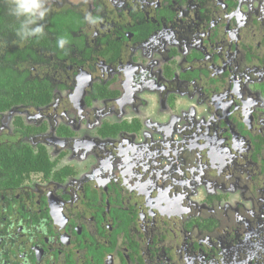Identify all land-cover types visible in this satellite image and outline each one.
I'll list each match as a JSON object with an SVG mask.
<instances>
[{"label": "flooded vegetation", "instance_id": "obj_1", "mask_svg": "<svg viewBox=\"0 0 264 264\" xmlns=\"http://www.w3.org/2000/svg\"><path fill=\"white\" fill-rule=\"evenodd\" d=\"M46 7L22 40L0 0V154L51 169L0 165V264H264V0Z\"/></svg>", "mask_w": 264, "mask_h": 264}, {"label": "trees", "instance_id": "obj_2", "mask_svg": "<svg viewBox=\"0 0 264 264\" xmlns=\"http://www.w3.org/2000/svg\"><path fill=\"white\" fill-rule=\"evenodd\" d=\"M58 28V27H57ZM14 55H9L5 57L6 63L2 64L0 61V105H6L10 102L14 96L17 98H22L27 93V84L24 80V77L19 74L14 66H8V60H14ZM7 97L9 99H7ZM4 101V102H3ZM26 157V158H25ZM33 157V158H32ZM24 158V159H23ZM16 159V160H15ZM19 159V160H18ZM10 162H15L9 164ZM48 159L45 153L40 154L37 157H34L32 153L27 154L26 156H13V155H3L0 154V165L3 167L6 172L10 171L11 167L15 169L20 168V173H27L30 176L31 173H39V171H45L48 174L51 172V169L48 165ZM20 175V174H18ZM22 179H19V184H22ZM18 184V185H19ZM221 251V249L219 250Z\"/></svg>", "mask_w": 264, "mask_h": 264}, {"label": "clouds", "instance_id": "obj_3", "mask_svg": "<svg viewBox=\"0 0 264 264\" xmlns=\"http://www.w3.org/2000/svg\"><path fill=\"white\" fill-rule=\"evenodd\" d=\"M7 2L9 14L21 21L16 31L17 36L22 40L43 36L44 27L38 22L44 20L49 13V8L46 7L47 0H7ZM85 20L94 25L98 23L99 17L88 14ZM29 26L35 27L30 28ZM241 42L243 43V40ZM67 44H69L67 38H58L57 47L59 49L64 50Z\"/></svg>", "mask_w": 264, "mask_h": 264}, {"label": "rangeland", "instance_id": "obj_4", "mask_svg": "<svg viewBox=\"0 0 264 264\" xmlns=\"http://www.w3.org/2000/svg\"><path fill=\"white\" fill-rule=\"evenodd\" d=\"M242 40H243V42L244 41H246V39H245V35L244 34H242ZM262 69H259V71H261ZM258 71V74H259V78L261 79V80H264V73L263 74H261L260 72ZM178 109H180V110H182V109H184V107H182V106H180ZM242 184V183H241ZM241 193H243L244 195H245V193H247V191H246V189H243V190H241L240 191ZM219 194L220 193H223L222 191H220V192H218ZM213 195V194H212ZM247 195V194H246ZM233 199H236V201H235V205H240V204H244L245 205V207L246 208H243L242 206H240L239 207V209H235L234 210V208H233V210L234 211H236L237 213H239V214H241V215H244L246 212H248V211H250L251 213L254 211V209H253V207L251 206V204H246L244 201H243V199H242V197H241V195L239 194V193H236V195L235 196H233L232 198H230V199H228L229 201H232ZM226 200V199H225ZM229 201H224V203L222 204V208L224 209V208H227V207H229L228 206V202ZM245 212V213H244ZM179 245V244H178Z\"/></svg>", "mask_w": 264, "mask_h": 264}, {"label": "bare ground", "instance_id": "obj_5", "mask_svg": "<svg viewBox=\"0 0 264 264\" xmlns=\"http://www.w3.org/2000/svg\"><path fill=\"white\" fill-rule=\"evenodd\" d=\"M185 3V2H184ZM95 6V5H94ZM61 12V11H60ZM119 13V12H118ZM123 15V14H122ZM260 15V14H259ZM137 22V21H136ZM116 23V22H115ZM258 23V22H257ZM48 24V23H47ZM257 26V25H256ZM7 30V29H6ZM259 30V29H258ZM119 32V31H118ZM52 33V32H51ZM73 35V34H72ZM6 37V36H5ZM56 37V36H55ZM124 37V36H123ZM263 37V36H262ZM241 38V37H240ZM205 40V39H204ZM115 44V43H114ZM247 45V44H246ZM36 46V45H35ZM34 47V46H33ZM112 48V47H111ZM111 51V50H110ZM94 52V51H93ZM213 52V51H212ZM49 53V52H48ZM108 53V52H107ZM50 54V53H49ZM97 54V53H96ZM19 55V54H18ZM17 55V56H18ZM27 55V54H26ZM133 59V58H132ZM22 61V60H21ZM5 62V61H4ZM70 62V61H69ZM21 63V62H20ZM169 66V65H168ZM70 69V68H69ZM167 70V69H166ZM64 72V71H63ZM236 75V74H235ZM53 76H54V74H53ZM200 76V75H199ZM95 78V77H94ZM181 81V80H180ZM178 83V82H177ZM130 85V84H129ZM251 85V84H250ZM260 87V86H259ZM45 88V87H44ZM34 90V89H33ZM174 90V89H173ZM262 95V94H261ZM45 96V95H44ZM207 96V95H206ZM48 98H50V97H48ZM27 99V98H26ZM225 100V99H224ZM4 102V101H3ZM45 103H47V102H45ZM238 104V103H237ZM34 105V104H33ZM144 105V104H143ZM123 107V106H122ZM263 111V110H262ZM228 117V116H227ZM231 119V118H230ZM140 121V120H139ZM133 122V121H132ZM41 123V122H40ZM47 124V123H46ZM228 127V126H227ZM55 128V127H54ZM103 128V127H102ZM244 128V127H243ZM39 129V128H38ZM97 130V129H96ZM137 131V130H136ZM134 132V131H133ZM229 136V135H228ZM24 140V139H23ZM246 145V144H245ZM37 149V148H36ZM159 149V148H158ZM6 152V151H5ZM12 154V153H11ZM14 155V154H13ZM109 157V156H108ZM26 158V157H25ZM33 158V157H32ZM24 159V158H23ZM152 159V158H151ZM16 160V159H15ZM19 160V159H18ZM59 162V161H58ZM52 163V162H51ZM241 165V164H240ZM264 165V164H263ZM256 166V165H255ZM188 167H190V166H188ZM221 171V170H220ZM55 176V175H54ZM19 181V180H18ZM30 182V181H29ZM42 188V187H41ZM102 188V187H101ZM159 189V188H158ZM3 190V189H2ZM85 191H86V189H85ZM255 191V190H254ZM151 193V192H150ZM98 194V193H97ZM33 195V194H32ZM103 195V194H102ZM116 197V196H115ZM218 197V196H217ZM105 199V198H104ZM89 200V199H88ZM124 200V199H123ZM85 203V202H84ZM112 203V202H111ZM104 204V203H103ZM9 207H11V206H9ZM8 208V207H7ZM31 209V208H30ZM98 209V208H97ZM3 211V210H2ZM73 212V211H72ZM8 213V212H7ZM137 214V213H136ZM25 215V214H24ZM36 215V214H35ZM99 215V214H98ZM91 217V216H90ZM134 217V216H133ZM11 220V219H10ZM36 220V219H35ZM3 221V220H2ZM214 221V220H213ZM205 222V221H204ZM28 223V222H27ZM98 223V222H97ZM17 224V223H16ZM113 224V223H112ZM75 225V224H74ZM97 226H98V224H97ZM115 226V225H114ZM216 226V225H215ZM101 229V228H100ZM167 230V229H166ZM188 230H189V228H188ZM82 232V231H81ZM127 232V231H126ZM41 233V232H40ZM18 234V233H17ZM37 234V233H36ZM41 235V234H40ZM126 235V234H125ZM139 235V234H138ZM80 236V235H79ZM50 239V238H49ZM110 239V238H109ZM21 240V239H20ZM37 240V239H36ZM42 240V239H41ZM29 241V240H28ZM81 242V241H80ZM125 242V241H124ZM143 244V243H142ZM213 244V243H212ZM25 247V246H24ZM187 247V246H186ZM220 247V246H219ZM97 249V248H96ZM198 249V248H197ZM21 250V249H20ZM92 251V250H91ZM94 251V250H93ZM30 252V251H29ZM15 253V252H14ZM88 253H89V251H88ZM100 253V252H99ZM98 253V254H99ZM104 254V253H103ZM216 255V254H215ZM105 256V255H104ZM70 259V258H69ZM143 260V259H142ZM188 260V259H187ZM98 261V260H97ZM252 262V261H251ZM174 263V262H173ZM31 264V263H30ZM36 264V263H35ZM51 264V263H50ZM92 264V263H91ZM124 264V263H123Z\"/></svg>", "mask_w": 264, "mask_h": 264}]
</instances>
